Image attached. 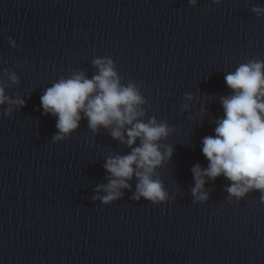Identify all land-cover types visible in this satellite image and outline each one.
I'll list each match as a JSON object with an SVG mask.
<instances>
[{"label": "clouds", "instance_id": "9594fccd", "mask_svg": "<svg viewBox=\"0 0 264 264\" xmlns=\"http://www.w3.org/2000/svg\"><path fill=\"white\" fill-rule=\"evenodd\" d=\"M213 2L220 4L221 0ZM189 4L195 6L197 0H189ZM251 11L257 17H264V7L253 6ZM9 44L12 48L18 47L11 37ZM91 64L97 69L91 78L83 69L74 71L55 81L41 95L43 113L58 117V132L52 141L69 138L86 118L92 133L99 134L101 128L108 130L112 139L130 149L126 155L114 153L105 158L103 167L110 174L108 183L98 185L95 190L105 195H95L92 200L109 205L123 199L122 190L131 191L130 181L135 178L131 200L139 202L143 198L154 205L168 202L169 192L157 169L166 160H172L173 147L162 141H166L175 128L158 121L156 116L147 117L148 100L141 91L142 85L132 80L122 83L111 57L94 58ZM20 66L17 62V67ZM3 71L9 83L0 82V106L7 105L3 115L9 117L15 109L26 106V101L6 94L5 89L19 85L20 79L8 68ZM224 79L231 94L220 97L224 116L215 120V135L202 140V153L208 166L202 168L196 164L191 169L195 182L191 188L192 203L208 201L205 184L221 175L230 181L225 188L229 202L240 201L258 191L260 202L264 203V61L249 59L234 72L227 73ZM184 98L191 100L193 96L185 93ZM187 108V104L182 105V110ZM201 111L206 112V109Z\"/></svg>", "mask_w": 264, "mask_h": 264}]
</instances>
